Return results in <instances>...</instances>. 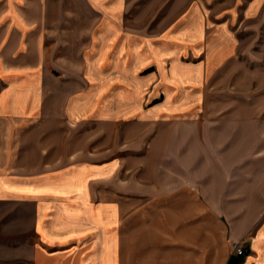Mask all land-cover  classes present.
I'll return each mask as SVG.
<instances>
[{
  "label": "crops",
  "instance_id": "crops-1",
  "mask_svg": "<svg viewBox=\"0 0 264 264\" xmlns=\"http://www.w3.org/2000/svg\"><path fill=\"white\" fill-rule=\"evenodd\" d=\"M125 1L0 0V201L37 210L23 264H264V0H172L148 33Z\"/></svg>",
  "mask_w": 264,
  "mask_h": 264
},
{
  "label": "rangeland",
  "instance_id": "rangeland-1",
  "mask_svg": "<svg viewBox=\"0 0 264 264\" xmlns=\"http://www.w3.org/2000/svg\"><path fill=\"white\" fill-rule=\"evenodd\" d=\"M171 1L172 0H126V9L121 20L136 24L140 23L143 25V28H145L142 32L148 33L150 28L156 27L154 25L155 23L176 20L178 18V13H171L168 9ZM151 23L154 24L151 26ZM201 53H203V51L198 52L196 50L194 52L196 56ZM178 55H180L181 60L187 59L189 56L187 52H181ZM172 65L173 59L171 62L168 61L163 63L164 68H160L166 71V69ZM150 85L151 83L147 88L148 91H150V89L155 90V87H158L153 85L154 88H152V85ZM172 91L173 90H171V93L165 94V102L171 100V105H176V103L179 102L181 93H178L179 90L176 88L173 92ZM145 95L149 97L150 92ZM162 96V94L157 95L158 101ZM145 102L144 100L143 105H145ZM36 213V207L32 202H27L26 200L0 201V264H23V262L26 263L31 261L30 259L34 251L33 246L38 243ZM261 224L262 222H259L258 225L261 226ZM256 230L257 228L254 230L255 233ZM259 240V243L263 246V250L261 251H264V240L261 237ZM261 251L255 257L256 262H264V252Z\"/></svg>",
  "mask_w": 264,
  "mask_h": 264
},
{
  "label": "built area",
  "instance_id": "built-area-1",
  "mask_svg": "<svg viewBox=\"0 0 264 264\" xmlns=\"http://www.w3.org/2000/svg\"><path fill=\"white\" fill-rule=\"evenodd\" d=\"M234 253L237 256H244L246 254V251L243 247L239 246L238 244L233 245Z\"/></svg>",
  "mask_w": 264,
  "mask_h": 264
},
{
  "label": "trees",
  "instance_id": "trees-1",
  "mask_svg": "<svg viewBox=\"0 0 264 264\" xmlns=\"http://www.w3.org/2000/svg\"><path fill=\"white\" fill-rule=\"evenodd\" d=\"M242 260H240L239 262H241Z\"/></svg>",
  "mask_w": 264,
  "mask_h": 264
}]
</instances>
